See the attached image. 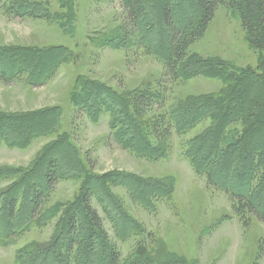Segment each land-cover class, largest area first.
<instances>
[{
  "label": "rangeland",
  "instance_id": "obj_1",
  "mask_svg": "<svg viewBox=\"0 0 264 264\" xmlns=\"http://www.w3.org/2000/svg\"><path fill=\"white\" fill-rule=\"evenodd\" d=\"M143 1L133 27L124 0H0V264H264V220L233 194L264 201L261 40L229 2L174 79L161 15L172 1ZM172 5L183 22L198 16L193 0ZM131 93L153 94L143 117L165 116V144L132 126ZM217 96L249 101L218 132L203 109ZM186 110L201 118L183 127ZM52 158L61 177L48 188ZM38 184L46 197L32 216ZM89 191L107 241L84 215Z\"/></svg>",
  "mask_w": 264,
  "mask_h": 264
},
{
  "label": "trees",
  "instance_id": "obj_2",
  "mask_svg": "<svg viewBox=\"0 0 264 264\" xmlns=\"http://www.w3.org/2000/svg\"><path fill=\"white\" fill-rule=\"evenodd\" d=\"M175 2L176 0H171ZM195 4V9L198 12V16L188 18L186 22L182 20L176 19L174 17L173 5L170 1L165 2L161 7V15L164 21V25L168 32L167 38V53L168 60L166 62V66L174 79H178L181 76V65L184 63L190 46L195 43L197 40L201 39L205 32L207 31L209 24L215 17L216 11L219 7L226 5L229 2L234 4V7L238 8L240 11V17L242 19L243 27L248 32V35L252 38V44L254 45L259 43L258 40H261V48H264V0H193ZM128 19L130 24L133 27H136L138 21L147 14V6L143 0H124ZM195 10V11H196ZM0 78L6 80L5 72H0ZM87 87V86H86ZM151 95H146V93H135L129 94L127 96V102L129 105H132L135 108V112L133 113V119L129 121L132 122V126L135 128H141L143 132H139L142 134L143 142L147 143V139L149 138V132L155 134L156 137L160 138V142H167L166 138L171 134V128L166 127L164 130L161 129L162 124H165V116L151 115L144 116V108L145 106L150 107L153 105ZM208 105L204 106L203 109H211L215 110L214 114V123L217 130L221 126V122L227 117L233 115L235 112H239L240 108L248 107L245 104L246 101L243 100L242 97L237 96L235 99H231L229 102L225 98L221 97H213L208 100ZM231 103H234L231 106ZM151 108V107H150ZM113 112V110H111ZM185 113V111H184ZM183 114V113H182ZM196 113L186 110V113L183 114L180 120L181 126L187 127L191 124H194V120L197 118L195 116ZM194 115V117H193ZM42 119H44L45 115H40ZM171 121L177 125V122L174 120L173 116H169ZM200 116H198V119ZM198 120H196L197 122ZM44 123V122H42ZM125 124V123H124ZM41 126V125H40ZM44 127H40L42 129ZM179 128V127H178ZM135 130V129H133ZM38 132V130H36ZM149 135V136H148ZM213 137V135H211ZM135 139V138H133ZM141 141V143H143ZM145 145V144H144ZM62 147V146H61ZM59 147V148H61ZM53 147L50 146L49 149ZM56 156H61L63 154L68 155V152H64L63 148L56 152ZM214 159L219 157L220 155L214 153L212 155ZM211 156V157H212ZM210 157V158H211ZM213 159V160H214ZM230 172V170H229ZM60 165L55 159H51L48 162L47 170L45 174V186L48 188L54 187V185L60 179ZM36 189L33 190L32 200V216H35L39 209L42 208L44 203L46 193L41 184L35 185ZM245 190L234 191L233 194L238 200V211L243 212L245 209H249V211L258 217L261 220H264V201H259L255 203L254 200L248 195V192ZM20 193V192H19ZM92 191L87 192L83 196V205H84V215H87L91 220L92 225L95 228V231L101 237V241H107L108 235L103 226L102 219L98 213V211L91 204V196ZM20 195V194H19ZM15 202L9 205L10 217H14V209ZM76 214H72L71 221H69V232L73 236L78 231L77 228V217L78 213L81 212L80 208L76 209ZM83 214V213H81ZM80 243L76 240L70 241L67 245V249L65 250L68 257L73 256V251L75 244Z\"/></svg>",
  "mask_w": 264,
  "mask_h": 264
}]
</instances>
